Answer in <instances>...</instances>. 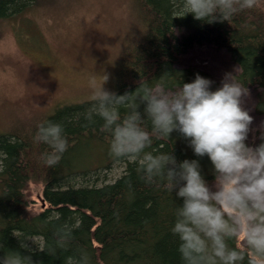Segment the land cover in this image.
Here are the masks:
<instances>
[{
	"label": "trees",
	"instance_id": "16d2710c",
	"mask_svg": "<svg viewBox=\"0 0 264 264\" xmlns=\"http://www.w3.org/2000/svg\"><path fill=\"white\" fill-rule=\"evenodd\" d=\"M49 2L55 0H0V20ZM179 6L180 0H137L138 18L147 30L136 44L129 42L128 53L115 68L111 90L123 93L148 83L171 91L181 79L190 81L197 72L216 82L207 70L181 66L180 62L196 47L224 49L239 67L237 79L256 90L255 112L264 118V0H257L256 6L229 22L211 24L195 20L191 14L173 17ZM91 104L88 100L59 106L41 120L62 123L69 140L67 151L53 166L39 158L47 146L33 141L36 127L29 134L16 131L0 136V255L12 249L31 254L39 264H63V257L85 249L89 264H181L177 240L169 231L173 194L145 183L136 162L109 153L99 131V118L95 122L85 118ZM148 150H173L178 159L195 158L176 132L170 139H154ZM104 157L124 167L116 179L104 180L100 173H92L91 167H84L89 158ZM201 164L211 181L210 162L205 157ZM32 182L44 188L45 207L37 213L29 209L26 194ZM53 213L59 218L49 219ZM65 222L77 225L68 249H57L55 255L39 250L54 245L53 233ZM24 237L30 238L25 241L30 253L20 247Z\"/></svg>",
	"mask_w": 264,
	"mask_h": 264
},
{
	"label": "clouds",
	"instance_id": "9594fccd",
	"mask_svg": "<svg viewBox=\"0 0 264 264\" xmlns=\"http://www.w3.org/2000/svg\"><path fill=\"white\" fill-rule=\"evenodd\" d=\"M257 0H180L173 17L203 23L229 22ZM109 74L92 78V104L85 113L100 120L109 153L137 163L142 179L174 196L169 231L177 240L181 264H264V121L253 126L245 107L249 89L233 72L216 82L199 72L174 90L139 83L118 93L105 87ZM215 85V86H214ZM182 137L195 158L178 159L170 152L148 150L154 139ZM33 141L46 145L39 154L47 166L57 164L69 147L64 125L45 120L37 124ZM210 162L209 181L201 164ZM58 219L53 213L49 219ZM76 224L56 227L54 245L39 248L55 255L67 250ZM15 234V233H14ZM18 237V236H17ZM21 239L20 247L29 249ZM31 249H29V253ZM85 249L63 257V264H89ZM0 264H39L31 254L8 249Z\"/></svg>",
	"mask_w": 264,
	"mask_h": 264
},
{
	"label": "rangeland",
	"instance_id": "374dc122",
	"mask_svg": "<svg viewBox=\"0 0 264 264\" xmlns=\"http://www.w3.org/2000/svg\"><path fill=\"white\" fill-rule=\"evenodd\" d=\"M138 17L137 0H55L0 20V136L29 134L59 106L91 100L92 78L99 82L104 72L111 90L129 42L136 44L146 33ZM180 64L207 70L217 84L225 72L239 71L224 49L211 47L194 48ZM252 89L245 107L257 126L264 118L255 112ZM107 160L89 158L84 167L104 180L116 179L124 167ZM106 164L112 167L98 168ZM43 191L38 182L26 188L33 213L43 209Z\"/></svg>",
	"mask_w": 264,
	"mask_h": 264
},
{
	"label": "bare ground",
	"instance_id": "6f19581e",
	"mask_svg": "<svg viewBox=\"0 0 264 264\" xmlns=\"http://www.w3.org/2000/svg\"><path fill=\"white\" fill-rule=\"evenodd\" d=\"M220 78V77H219ZM42 206H43V208L45 207V201H44V199H43V201H42Z\"/></svg>",
	"mask_w": 264,
	"mask_h": 264
}]
</instances>
